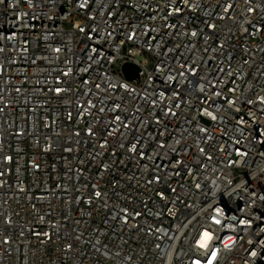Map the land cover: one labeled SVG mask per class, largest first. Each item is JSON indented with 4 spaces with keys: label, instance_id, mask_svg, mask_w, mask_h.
Here are the masks:
<instances>
[{
    "label": "built area",
    "instance_id": "built-area-1",
    "mask_svg": "<svg viewBox=\"0 0 264 264\" xmlns=\"http://www.w3.org/2000/svg\"><path fill=\"white\" fill-rule=\"evenodd\" d=\"M210 262L264 264V0H0V264Z\"/></svg>",
    "mask_w": 264,
    "mask_h": 264
},
{
    "label": "water",
    "instance_id": "water-1",
    "mask_svg": "<svg viewBox=\"0 0 264 264\" xmlns=\"http://www.w3.org/2000/svg\"><path fill=\"white\" fill-rule=\"evenodd\" d=\"M122 73L127 80L137 78L139 70L137 67L131 64H125L122 66Z\"/></svg>",
    "mask_w": 264,
    "mask_h": 264
},
{
    "label": "snow or ice",
    "instance_id": "snow-or-ice-1",
    "mask_svg": "<svg viewBox=\"0 0 264 264\" xmlns=\"http://www.w3.org/2000/svg\"><path fill=\"white\" fill-rule=\"evenodd\" d=\"M205 235L207 236V233H205ZM206 245V242L205 243H202L201 244V247H204ZM215 255V253H213V256ZM210 264H211V262H210Z\"/></svg>",
    "mask_w": 264,
    "mask_h": 264
}]
</instances>
